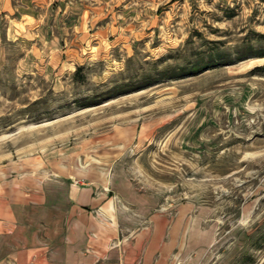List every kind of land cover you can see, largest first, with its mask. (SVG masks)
<instances>
[{
	"label": "rangeland",
	"instance_id": "374dc122",
	"mask_svg": "<svg viewBox=\"0 0 264 264\" xmlns=\"http://www.w3.org/2000/svg\"><path fill=\"white\" fill-rule=\"evenodd\" d=\"M52 5L43 26L69 62L6 42L0 186L108 182L132 202L124 227L158 214L180 232L172 264H264V0Z\"/></svg>",
	"mask_w": 264,
	"mask_h": 264
},
{
	"label": "crops",
	"instance_id": "0c3cea01",
	"mask_svg": "<svg viewBox=\"0 0 264 264\" xmlns=\"http://www.w3.org/2000/svg\"><path fill=\"white\" fill-rule=\"evenodd\" d=\"M52 3L0 0V16L9 19L6 32L0 29V69L10 40L24 39L31 59L41 46L47 61L68 60L63 54L59 59L58 36L48 35L43 26L47 14L42 11L48 12ZM105 183L60 172L30 175L13 189L0 186V264H172L180 254V232L174 228L166 239L165 229H160L166 222L158 214L150 215L152 224L124 227L132 202L119 188L113 187L112 194Z\"/></svg>",
	"mask_w": 264,
	"mask_h": 264
},
{
	"label": "trees",
	"instance_id": "16d2710c",
	"mask_svg": "<svg viewBox=\"0 0 264 264\" xmlns=\"http://www.w3.org/2000/svg\"><path fill=\"white\" fill-rule=\"evenodd\" d=\"M215 64H217V62L215 63V60H210V62H208V63L205 64L206 66L194 65L193 68H192L193 70H191L192 71L191 74L194 73L195 71H198L199 69H202L203 67H208L210 65H215ZM82 70H83V67L82 66L77 67V69L75 71V76L76 77H80L81 80H84L80 76ZM253 71H254V73L262 74V73H264V66H256L253 69ZM181 75H183V74H181ZM88 103H90V102H88ZM84 105H89V104L86 103Z\"/></svg>",
	"mask_w": 264,
	"mask_h": 264
}]
</instances>
